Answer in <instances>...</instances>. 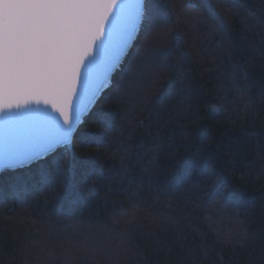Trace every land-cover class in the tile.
I'll return each mask as SVG.
<instances>
[{
    "label": "trees",
    "instance_id": "1",
    "mask_svg": "<svg viewBox=\"0 0 264 264\" xmlns=\"http://www.w3.org/2000/svg\"><path fill=\"white\" fill-rule=\"evenodd\" d=\"M146 7L71 147L0 171V264H264V0Z\"/></svg>",
    "mask_w": 264,
    "mask_h": 264
},
{
    "label": "snow or ice",
    "instance_id": "2",
    "mask_svg": "<svg viewBox=\"0 0 264 264\" xmlns=\"http://www.w3.org/2000/svg\"><path fill=\"white\" fill-rule=\"evenodd\" d=\"M147 16L146 0H0V171L71 147ZM33 100L59 116L19 111ZM97 115L107 127L110 115ZM99 142L91 134L81 138L85 147ZM56 173L64 175L59 161Z\"/></svg>",
    "mask_w": 264,
    "mask_h": 264
},
{
    "label": "water",
    "instance_id": "3",
    "mask_svg": "<svg viewBox=\"0 0 264 264\" xmlns=\"http://www.w3.org/2000/svg\"><path fill=\"white\" fill-rule=\"evenodd\" d=\"M27 109H32V110H36V109L44 110V109H46L47 111L51 112L53 115L59 116V113L56 112L54 109H52L51 105H45L42 100L39 103H37L35 100H33L29 104H27V105H22V107H21V109H19V111L20 112H24ZM12 111L13 112H16L17 110L16 109H13ZM3 116H4V113L3 112H0V118H2ZM60 119L62 120V117Z\"/></svg>",
    "mask_w": 264,
    "mask_h": 264
}]
</instances>
